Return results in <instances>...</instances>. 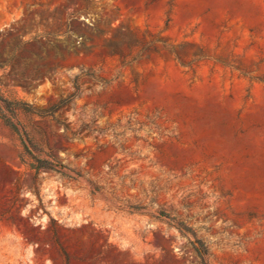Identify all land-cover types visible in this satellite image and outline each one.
<instances>
[{"label": "rangeland", "instance_id": "obj_1", "mask_svg": "<svg viewBox=\"0 0 264 264\" xmlns=\"http://www.w3.org/2000/svg\"><path fill=\"white\" fill-rule=\"evenodd\" d=\"M0 93V264H264V0H0Z\"/></svg>", "mask_w": 264, "mask_h": 264}, {"label": "trees", "instance_id": "obj_2", "mask_svg": "<svg viewBox=\"0 0 264 264\" xmlns=\"http://www.w3.org/2000/svg\"><path fill=\"white\" fill-rule=\"evenodd\" d=\"M49 109L53 112L59 109V104H54L49 107ZM47 109H39L35 107L33 104L27 103L23 100L20 99H11L4 97L0 93V119L3 121L5 125H7L12 131L17 133L20 136V140L22 141V144L24 145L25 149L26 145L24 144L23 141V135L20 132V129L18 127V122H17V116L19 113H25L28 115L32 116H39L43 117L45 114V111ZM28 151V150H27ZM30 154V152H28ZM38 162V165L36 169H41V168H49L48 162L46 160L42 159H36Z\"/></svg>", "mask_w": 264, "mask_h": 264}]
</instances>
